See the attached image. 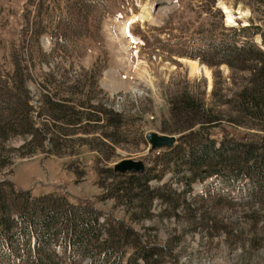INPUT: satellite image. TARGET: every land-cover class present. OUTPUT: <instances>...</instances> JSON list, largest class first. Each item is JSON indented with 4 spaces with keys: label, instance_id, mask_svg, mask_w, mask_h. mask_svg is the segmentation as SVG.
I'll list each match as a JSON object with an SVG mask.
<instances>
[{
    "label": "rangeland",
    "instance_id": "374dc122",
    "mask_svg": "<svg viewBox=\"0 0 264 264\" xmlns=\"http://www.w3.org/2000/svg\"><path fill=\"white\" fill-rule=\"evenodd\" d=\"M40 1L48 8L39 10ZM219 1L102 0L100 14L95 10L83 14L85 19L80 17L78 25L85 32L77 40L81 45L61 50L51 38L58 34L55 21L49 20L60 15L57 5L62 7L66 0H0V77L17 79L22 73L36 126L50 121L43 112L48 90L58 91L60 100L83 110L91 107L79 103L89 100L121 112L126 120L115 130L104 120H85L65 136L60 147L48 139L35 141L30 134L0 139V160L5 162L0 166V181H12L34 197L56 193L92 205L100 212V223L119 220L136 229L146 244L158 248L162 264H264V199L254 206L241 204L239 183L227 188L210 175L194 182L193 192L178 200L177 207L155 199L149 213L142 211L138 201L129 204L121 190L116 197L104 196L106 191L114 194L110 188L119 183L109 172L101 174L105 187L97 184V170L113 168L121 159H142L146 168L154 166L155 157L167 147L152 150L145 134L182 126L174 101L186 91L218 116L208 128L211 138L220 141L226 134L264 143L263 125L241 117L235 104L260 63L247 61L245 69H239L180 54L202 46L205 35L244 27L241 34L246 36L240 35L237 43L246 37L264 51V0H225L235 11L241 6L249 12L233 24L225 21ZM142 5L152 6L149 19L133 20ZM40 21H49V32L39 42L29 43L26 36ZM189 61H196L200 72H190ZM164 64L168 72L161 68ZM202 65L209 68L210 77L201 71ZM200 127L198 123L190 129ZM170 179L167 173L162 181L149 183L156 187ZM131 252L128 248L127 254Z\"/></svg>",
    "mask_w": 264,
    "mask_h": 264
},
{
    "label": "trees",
    "instance_id": "16d2710c",
    "mask_svg": "<svg viewBox=\"0 0 264 264\" xmlns=\"http://www.w3.org/2000/svg\"><path fill=\"white\" fill-rule=\"evenodd\" d=\"M40 2L39 10L48 8L47 3L44 6ZM102 6V0H66L62 7L57 5L60 15L49 20L50 23L55 21L53 28L56 27L54 30L58 34L51 38L56 48L60 45L58 48L64 50L81 45L77 40L85 32L78 25L80 17L95 10L100 14ZM41 22L26 36L29 43L39 42L40 36L49 32L48 22ZM245 29L205 35L202 46L191 47L188 53L180 54L200 58L208 64L226 62L239 69H245L247 61L260 63V67L254 69L250 83L237 94L235 104L240 108L241 117L257 120L264 127V51L246 41V37L237 43L240 35L246 36L241 34ZM14 63L17 65L18 62ZM23 82L22 73L17 79L0 77V139L13 134H30L35 141L48 139L51 145L60 147L65 136L72 134L73 129L82 126L85 120H104L114 130L126 122L121 112L92 105L89 100L79 103L91 107L86 111L69 100H60L58 91L48 90L43 112L50 121H44L42 127H38L32 116L34 109L28 88ZM181 97L174 105L183 118L182 126L176 125L163 132L189 131L177 135L178 143L167 147L162 156L155 157L153 167H145L140 173H119L109 167L98 169L97 184L100 187H105V177L101 176L104 172L119 181L110 188L114 194L106 191L104 196L116 197V192L121 190L129 204L138 201L142 211L149 213L155 199L177 207L181 204L178 200L191 194L194 182L213 175L227 188L239 183L242 194L238 192L241 196L237 198H242L241 204L254 206L262 202L264 143L246 142L226 134L220 141L211 138L208 128L215 125L218 116L195 101L187 91ZM198 123L200 129H190ZM61 124L68 127L65 129ZM162 157L165 159L159 162ZM4 164L0 160V166ZM167 173L171 174L170 182H162L156 187L150 185L151 180L161 181ZM99 217L100 212L90 204L72 202L67 196L56 193L34 197L29 190L16 188L12 181H0V264H162L158 248L146 244L136 229L119 220L100 223ZM128 248H132L129 254Z\"/></svg>",
    "mask_w": 264,
    "mask_h": 264
},
{
    "label": "bare ground",
    "instance_id": "6f19581e",
    "mask_svg": "<svg viewBox=\"0 0 264 264\" xmlns=\"http://www.w3.org/2000/svg\"><path fill=\"white\" fill-rule=\"evenodd\" d=\"M221 7L224 9V14H225V21L228 24H233L235 23L237 18H242L245 17L249 14V12L245 9V8H241V6L237 7V10L235 11L229 4H227V2L224 0L219 1ZM155 7V5H153ZM151 10H152V6L150 5H142L140 8V11L135 15H133L132 19L133 20H146L149 19L150 14H151ZM183 60L187 59V58H181ZM190 59V58H188ZM194 60V59H193ZM189 68H190V72H195L198 73L200 72V66L196 61H189ZM167 66L164 64L161 68L165 69V71L167 70V72L169 71L168 68H166ZM141 68V65H136V69L139 70ZM141 74H143L144 76L146 75V71L144 68H141ZM207 77H210V70L207 66L202 65L201 71L203 72ZM167 72H163V75L166 76ZM169 74V73H168ZM140 75V73H139Z\"/></svg>",
    "mask_w": 264,
    "mask_h": 264
},
{
    "label": "water",
    "instance_id": "95a60500",
    "mask_svg": "<svg viewBox=\"0 0 264 264\" xmlns=\"http://www.w3.org/2000/svg\"><path fill=\"white\" fill-rule=\"evenodd\" d=\"M145 138L150 143L152 149L162 146H170L175 141L174 135L157 134L155 132L146 133ZM113 169L121 173L141 172L144 169V163L142 160L126 158L114 163Z\"/></svg>",
    "mask_w": 264,
    "mask_h": 264
}]
</instances>
